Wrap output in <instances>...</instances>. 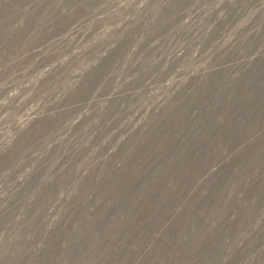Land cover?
<instances>
[{
	"label": "rangeland",
	"instance_id": "374dc122",
	"mask_svg": "<svg viewBox=\"0 0 264 264\" xmlns=\"http://www.w3.org/2000/svg\"><path fill=\"white\" fill-rule=\"evenodd\" d=\"M256 4L0 0V66L14 61L0 80L19 82L3 108L5 138L14 117L40 114L0 154L8 192L0 226L34 195L24 232L44 242L20 264H225L226 256L246 264L253 253L264 261V223L251 228L264 209V12L243 18ZM173 95L175 107L138 128L147 110L130 103ZM85 109L91 115L69 133L76 139L49 150L45 138ZM112 149L73 201L57 202ZM63 206L45 236V217Z\"/></svg>",
	"mask_w": 264,
	"mask_h": 264
},
{
	"label": "clouds",
	"instance_id": "9594fccd",
	"mask_svg": "<svg viewBox=\"0 0 264 264\" xmlns=\"http://www.w3.org/2000/svg\"><path fill=\"white\" fill-rule=\"evenodd\" d=\"M122 2L129 5L132 3H139V5L142 7L147 2V0H122ZM229 3L235 5L237 3V0H229ZM261 12H264V0H257V4L248 8L247 12L243 15V18H248L249 20H251L255 16L259 15ZM20 26H22V22ZM12 63H14V61L9 60L8 65L5 66H10ZM97 63L98 61L89 62L85 70L90 69L91 67L95 66ZM5 66H0V72H3ZM239 75H240L239 73L236 74L237 77ZM18 83L19 82L16 81L15 79V74L10 75L7 80H0V91H3L5 88L11 89L7 97L0 98V123L3 122V120L6 118V115H11L10 113L3 114V108L7 105L8 101L14 95H16L15 88L18 85ZM76 83H78V81H74L73 86ZM174 97L175 95L165 97L162 99H156L155 97L152 96H147V97L140 96L139 99L135 101V103H130L129 111L132 110L144 111L145 109L147 110L145 111V115L142 119V122L139 124L138 128H140L141 125H143V130H147V128L152 124L154 118L160 116L163 111L165 110L170 111L173 107H175L176 102L174 100ZM56 99L59 100L60 96H57ZM108 99H111V96H109ZM106 107H107V102H105V104L101 106L102 109ZM85 114L91 115V110L85 109L84 113H81L76 117H73L65 121L63 128L60 129L58 133H54L55 139L45 138V143L47 145V148L50 150L53 144H60L63 141H68V143H71L72 140H75L76 139L75 136H72L71 140H69V133L71 132L72 127H74L75 124L79 123L80 119H82L83 115ZM50 115L52 117H55V112L51 113ZM39 118H40L39 113L30 116L27 120H24L19 115H17L12 119V123L7 126L9 129L15 126L16 131H10L7 138H5L3 129L0 128V154H3L6 148L11 147L12 143H14V141L16 140V138L20 133L26 131L29 127H31L32 121ZM96 123H99V121H96ZM65 128L68 129V132H64ZM85 146H87V142L85 143ZM115 151L116 149L110 150V152L107 155L101 157L99 161L90 164L88 166V170L83 171V173L79 176V179L74 181L75 184L74 188H72L71 190L66 188L60 189L57 193V202L59 203L60 200H64L65 205H67L71 201H73V199L77 197L80 189V185L83 182L84 177L88 175V171H90L97 164H99L101 160H107L108 156L114 153ZM39 155H40L39 152H33V157ZM22 162L23 161H21V163ZM52 167H55V165L53 164ZM34 168H35V163H33L28 168H26L23 173H20L15 178V182L22 183L25 180V177L33 172ZM82 168H83V164L78 165L77 171L80 172ZM215 170L216 169L213 168L211 171L214 172ZM49 171H51V169H49ZM4 173H6L8 176L11 175V171L8 169H5ZM204 178L206 179L207 177ZM49 182H51V180ZM7 196H8V192L5 187V177L4 174H0V213H2L4 209L7 207V203H8ZM34 200H35V196L33 195L25 202L23 206H21L20 210L14 215V218L12 220H10L6 225L0 226V264H20V261L28 253L38 254L39 251L43 249L44 247L43 240L32 243L35 233L27 234L24 232V229L26 227H29L32 222V220L28 218V210L31 207ZM64 211L65 208L63 206L61 212L56 217H51V216L45 217L44 223H46L47 225L45 229V236H47V234L50 233L55 228L56 224L60 221ZM38 214H39V210L37 209V211L33 213L32 219H34L35 216ZM262 223H264V209H261L259 218H257L255 223L251 226L252 230L254 231L258 229ZM62 247H67V245L64 244L62 245ZM256 261H257V253H253L248 257L246 264H256ZM225 264H227V256L225 257ZM260 264H264V261H261Z\"/></svg>",
	"mask_w": 264,
	"mask_h": 264
}]
</instances>
